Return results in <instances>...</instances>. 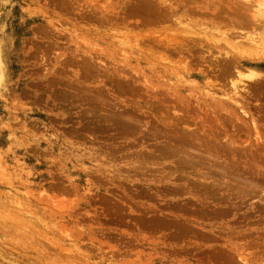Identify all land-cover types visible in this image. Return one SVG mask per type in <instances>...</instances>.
<instances>
[{"label":"rangeland","instance_id":"rangeland-1","mask_svg":"<svg viewBox=\"0 0 264 264\" xmlns=\"http://www.w3.org/2000/svg\"><path fill=\"white\" fill-rule=\"evenodd\" d=\"M260 1L0 0V264H264Z\"/></svg>","mask_w":264,"mask_h":264},{"label":"bare ground","instance_id":"bare-ground-1","mask_svg":"<svg viewBox=\"0 0 264 264\" xmlns=\"http://www.w3.org/2000/svg\"><path fill=\"white\" fill-rule=\"evenodd\" d=\"M262 1H264V0H262ZM262 1H260V2H262ZM259 3V2H258ZM261 5V6H260ZM258 7L260 8H258L259 9V12L257 13V15H258V17H260L261 19H262V21L264 20V2L262 3V4H259L258 5ZM260 20V19H259ZM261 21V20H260ZM261 24H262V22H261ZM261 26V25H260ZM263 26V25H262ZM264 28V27H263ZM263 43V44H262ZM262 43H260V44H255V45H253V46H250V51L252 52L251 54H252V56L254 55V59H256L255 57L256 56H259V57H262L261 55H263L264 56V39H263V42ZM246 49V48H245ZM247 49V50H248ZM245 53H248V52H244V54ZM250 54V55H251ZM248 55V54H247ZM253 58V57H252ZM236 89H238L237 87H236ZM236 89H234V90H236ZM240 89V88H239ZM241 90H242V88H241ZM240 97V96H239Z\"/></svg>","mask_w":264,"mask_h":264}]
</instances>
